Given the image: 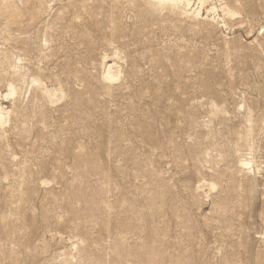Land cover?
I'll return each mask as SVG.
<instances>
[{
    "label": "rangeland",
    "instance_id": "374dc122",
    "mask_svg": "<svg viewBox=\"0 0 264 264\" xmlns=\"http://www.w3.org/2000/svg\"><path fill=\"white\" fill-rule=\"evenodd\" d=\"M6 1L23 38L31 4L54 29L35 58L1 19L0 101L22 55L55 97L15 83L3 103L0 264H264V120L233 147L239 106L264 107V0H209L207 20L150 0H92L74 20L58 11L74 0Z\"/></svg>",
    "mask_w": 264,
    "mask_h": 264
},
{
    "label": "bare ground",
    "instance_id": "6f19581e",
    "mask_svg": "<svg viewBox=\"0 0 264 264\" xmlns=\"http://www.w3.org/2000/svg\"><path fill=\"white\" fill-rule=\"evenodd\" d=\"M9 1V0H8ZM13 1V0H12ZM17 1V0H16ZM21 0H19L20 2ZM26 1V0H25ZM28 1V0H27ZM42 1V0H41ZM45 1V0H44ZM90 1L92 0H74L71 4H68L66 6H62L58 9L59 10H62L63 8L66 9V12L69 13L72 17V20L74 19H78L79 17H82L83 15H90L91 17V14H89V10L93 7H90ZM192 0H150L151 2V6L154 7V8H157V9H162V8H172V9H175L179 12V15L184 17V18H193V19H203V20H207L208 18V15L212 14L215 12V8L214 7H210L208 9H204V6L209 2V0H196L197 1V5H196V8H193L192 6V3H191ZM10 2V1H9ZM7 2L6 0H1L0 1V21L1 19H4L3 21H5L4 23V26L1 24V26H3V30L6 31L7 33V39L6 41H9L8 44H12V42L14 43L15 45V48L18 49L19 47L23 48V47H26L24 49H21L22 51L23 50H28L30 53H33V57L36 55L37 53V56L36 57H40L42 53V50L49 46L50 44V34L48 35V33H46V30L48 29H51V26H48V22H44V21H41L42 19V16H41V10L40 9V6L38 5H34V4H31L30 5V13L28 15V19L27 21L29 22V24H26V29L24 31H26V35L28 33H30L31 31H35L34 35L31 34L29 35L28 34V37L22 36V33L20 30H18L19 28L16 27L17 30H13L12 29V26L13 25H16L18 23L21 22V25L23 23V21H21L20 19H23L21 17L24 16V19H25V16L27 15H24L21 11L19 12L17 8V6L14 4V3H9ZM22 2V1H21ZM52 0H49L47 3H43L42 4H47L46 8L48 9H51L50 7V4H51ZM17 3V2H16ZM23 3V2H22ZM30 3V2H28ZM57 3V2H56ZM106 3V2H105ZM28 5V4H27ZM54 5V4H53ZM23 8V7H22ZM54 8V7H53ZM224 8V7H223ZM222 8V9H223ZM21 9V8H20ZM29 8H27L28 10ZM205 10V17H203V14H202V10ZM23 10V9H22ZM24 11V12H27ZM80 10V12H79ZM93 10V9H92ZM225 11L228 12V10L224 9ZM46 11V10H45ZM54 11V10H53ZM223 11V10H222ZM48 12V11H47ZM65 12V11H64ZM43 13V12H42ZM60 13L59 15H61V12H58ZM63 13V12H62ZM229 13V12H228ZM20 14V15H19ZM23 14V16H21ZM57 15V14H56ZM70 17V16H69ZM68 17V18H69ZM56 18V17H55ZM59 16H57L56 19H58ZM23 19V20H24ZM26 21V20H25ZM24 21V22H25ZM3 23V22H2ZM111 23V22H110ZM25 24V23H24ZM23 24V25H24ZM39 24H42V27L44 26L45 28H43L41 30V28L38 27ZM22 25V26H23ZM35 25V26H34ZM21 26V28H22ZM20 27V26H19ZM25 27V26H24ZM112 28H114L112 26ZM1 29V27H0ZM52 29H54V27L52 26ZM51 29V30H52ZM71 29H73L71 27ZM116 28L113 29V31H115ZM2 30V32H3ZM54 31V30H53ZM56 32V31H55ZM5 33V34H6ZM25 33V32H24ZM82 33H84V31H82ZM264 33V32H263ZM3 34V33H2ZM81 34V33H80ZM1 35V34H0ZM33 35V39H34V42L33 44L36 43V41L38 40V43L36 44H39L37 48H31L30 46H32V43L30 41L29 38H31ZM3 36V35H2ZM1 36V37H2ZM30 36V37H29ZM114 38V37H113ZM2 39V38H1ZM29 39V40H28ZM32 39V38H31ZM32 39V41H33ZM57 42V41H56ZM7 44V45H8ZM10 44V45H11ZM35 44V45H36ZM33 45V46H35ZM51 45H53L51 43ZM50 45V46H51ZM9 47V45L7 46ZM52 47V46H51ZM10 48V47H9ZM12 48V47H11ZM14 48V46H13ZM53 48V47H52ZM260 48V47H259ZM20 50V51H21ZM26 50L24 52H26ZM16 51V50H15ZM21 51V52H22ZM35 52V53H34ZM5 53V52H3ZM3 53H0V54H3ZM40 54V55H39ZM43 55V53H42ZM46 55V54H45ZM2 56V55H1ZM0 56V57H1ZM25 55H22V56H14L13 57V61L10 62L8 61V63L10 62V66L8 67V69H11V74L14 75L15 79L14 80H11L8 84V87H7V93L4 95L3 99L4 101H0V125H2V119H3V116H8L9 115V111L8 108L4 107V104L3 103H7L5 101V99H8L9 97H12L14 95L17 94V90H16V87H15V83H19L21 86L23 85L24 86V94L27 92V91H32V92H40V97L41 99L48 103V104H53V99L55 97V94H52L51 91H49L48 89L44 88L43 86V75L41 73V68H35L32 70H29V69H25L27 66H25V62H24V57ZM31 56V54H30ZM29 56V57H30ZM27 56V58H29ZM44 57V56H43ZM46 57V56H45ZM6 58V57H5ZM41 58V57H40ZM49 58V57H48ZM4 59V58H3ZM47 59V58H46ZM5 60V59H4ZM7 61V59H6ZM30 61V60H29ZM41 62V61H40ZM25 63V64H24ZM4 65V63H2ZM2 65V66H3ZM28 65V63H27ZM48 66V65H47ZM102 66L104 67L105 69V72H104V75H103V79L105 82L107 83H113L114 81H116L118 78H119V73L117 72L116 70V65L114 62H110L106 56H104L102 58ZM6 67H7V64H6ZM32 67V66H31ZM4 68V67H3ZM29 68V67H28ZM0 70L1 69V66H0ZM4 71H5V68H4ZM7 71H10V70H7ZM42 71H43V68H42ZM1 72V71H0ZM3 72V70H2ZM1 72V73H2ZM6 72V71H5ZM0 73V74H1ZM4 73V72H3ZM8 73V72H7ZM6 73V74H7ZM10 73V72H9ZM5 74V75H6ZM3 74H1V78L3 77L2 76ZM10 75V74H8ZM6 75V77L8 76ZM4 77V78H6ZM10 77V76H9ZM4 80V79H2ZM6 81L8 79H5ZM4 80V81H5ZM45 85V84H44ZM21 88V87H20ZM260 91V90H259ZM61 92V91H60ZM30 94V93H29ZM260 94V93H259ZM261 95V94H260ZM2 96V94L0 95V97ZM37 98V97H36ZM35 98V99H36ZM23 99V98H22ZM259 100V99H258ZM264 100V97L262 99V102ZM41 101V100H40ZM253 102V101H252ZM258 102V101H257ZM261 102V103H262ZM257 104V103H256ZM263 104V103H262ZM34 105V104H33ZM258 105L259 102H258ZM20 107V106H19ZM240 108L238 109L239 110V113L241 114L242 116V122H245L246 124H248V129L241 133V136H238L237 139L235 140L234 142V150L236 152L239 151V148L241 146H243L242 144L245 142L244 139L248 136V135H253L256 131H257V124L260 122V120H264V110H262L261 112V109L264 108V107H258L254 104H249L247 102H245V100L243 101L242 105L239 106ZM35 108V107H34ZM23 110V109H22ZM43 110V109H41ZM257 110H259V115H253L255 113H257ZM241 111V112H240ZM16 112V111H15ZM261 112V114H260ZM43 114V113H42ZM258 114V113H257ZM20 116V115H19ZM26 118V117H25ZM27 120V119H26ZM21 124H24V123H21ZM246 128V127H244ZM24 130V129H23ZM22 131V130H21ZM262 131V130H261ZM251 138V137H250ZM260 139V138H259ZM225 140V139H224ZM254 142V141H253ZM254 144V143H253ZM232 148V147H231ZM253 147H249L248 151L249 153L247 155H242V157L240 158L239 160V170H241V172H246V173H252L253 170H254V160H253V150H252ZM241 149V148H240ZM232 150V149H231ZM233 151V150H232ZM76 246V245H75Z\"/></svg>",
    "mask_w": 264,
    "mask_h": 264
}]
</instances>
